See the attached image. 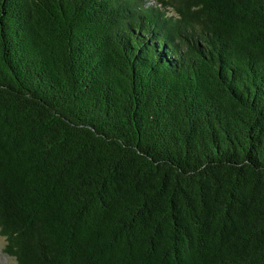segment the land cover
Returning <instances> with one entry per match:
<instances>
[{"label": "trees", "instance_id": "trees-1", "mask_svg": "<svg viewBox=\"0 0 264 264\" xmlns=\"http://www.w3.org/2000/svg\"><path fill=\"white\" fill-rule=\"evenodd\" d=\"M0 235L17 264H264V0H0Z\"/></svg>", "mask_w": 264, "mask_h": 264}, {"label": "rangeland", "instance_id": "rangeland-1", "mask_svg": "<svg viewBox=\"0 0 264 264\" xmlns=\"http://www.w3.org/2000/svg\"><path fill=\"white\" fill-rule=\"evenodd\" d=\"M148 5H156L157 0H144ZM5 239L0 235V264H17L16 260L4 253Z\"/></svg>", "mask_w": 264, "mask_h": 264}]
</instances>
